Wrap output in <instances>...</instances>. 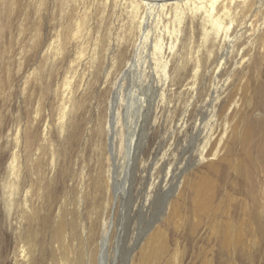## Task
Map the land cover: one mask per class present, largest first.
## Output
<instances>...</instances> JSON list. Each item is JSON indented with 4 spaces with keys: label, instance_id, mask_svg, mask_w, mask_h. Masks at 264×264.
<instances>
[{
    "label": "bare ground",
    "instance_id": "obj_1",
    "mask_svg": "<svg viewBox=\"0 0 264 264\" xmlns=\"http://www.w3.org/2000/svg\"><path fill=\"white\" fill-rule=\"evenodd\" d=\"M263 73L264 0H0L3 190L15 220L12 242L0 231V264H182L181 242L201 233L232 258L256 246ZM174 85L191 100L162 130ZM192 151L195 164L177 169ZM242 192L255 226L249 200L244 228L231 220ZM154 206L123 255L124 224Z\"/></svg>",
    "mask_w": 264,
    "mask_h": 264
},
{
    "label": "rangeland",
    "instance_id": "obj_2",
    "mask_svg": "<svg viewBox=\"0 0 264 264\" xmlns=\"http://www.w3.org/2000/svg\"><path fill=\"white\" fill-rule=\"evenodd\" d=\"M175 78H176V72H174L172 74V80ZM262 80L264 82V73L262 75ZM186 83L187 82L183 83V85H185ZM172 85H173V83H172ZM178 86L179 85H174V86L170 87L168 89V91L166 92L167 101L170 103L166 106H162V108L159 112V116H161L160 123L162 125L161 126L162 130L164 129L166 122H169V120L167 119L168 115L172 116V121H173L172 125H173V123L178 119V114H180L182 112V110L184 109V107H185L184 104L187 101L191 100V94L188 90V86L187 87L182 86L180 89H178ZM144 91L146 92V90H144ZM146 94H147V92H146ZM147 96H148V94H147ZM5 114H6V116H7V114H8V116L10 115L8 112H6ZM15 115L16 114L14 112V116ZM11 125H12V122H11V119L9 118L7 120V127L8 126L10 127ZM188 125H189V121H188ZM156 132H157L156 128L150 131L149 135H151V137H150L151 139H153V136ZM5 134H6V132L4 133V135ZM168 138H170V137L167 136V138L165 140L167 142L166 145L172 142L170 140L168 141ZM0 143H3L2 144V149H3L2 150V159H3V161H1L2 164L0 162V231L2 230L4 232H6V234L9 236L8 238L12 242V240L14 238V234H15V231H14L15 220L13 219L14 215H12L13 209L10 208V210H8V207H7L8 201L6 200V196H5L4 190H3V182H4L6 175H7L6 159L8 157V153H7L8 140L5 138V136L3 138V141L1 140ZM190 155L194 156V151L184 154L179 159L180 161H178V163H180V164H178V163L176 164L177 169L180 168L181 165L183 168H185L186 166L192 167V164L193 163L195 164V161L197 159L194 160V158H191V159L186 160ZM4 157H5V159H4ZM205 167H206V165L203 164L201 166H198V168H196L198 170L193 169V168H191V169L196 171L198 173V176H199L202 169L205 170ZM177 171L178 170H176V173H177ZM200 179L204 182V180L205 181H207L208 179L210 180L211 177L210 176H205V177H200V178L198 177L197 181L199 182ZM149 182H150V180H149ZM139 183L140 182H135L134 191L131 194V197H132L131 208H134V206L138 205L140 202L141 192L138 193V191H139L138 184ZM171 183H172L171 180H168L166 185L170 186ZM249 191H253V188L252 189L249 188ZM247 192H248V188H246V193ZM245 194L242 192V199H240L236 203H233L230 205L232 208L231 209V216H232L231 220L233 221V225L236 227L242 226V221L246 220V215L243 214V202L245 200H249V199L245 196ZM235 195L240 197L238 194H235ZM241 201H242V210L237 208L238 202H241ZM249 204H250V210H251L253 205H252V202L250 200H249ZM149 213H150V215L149 216L147 215L148 218L145 217L139 221L137 218L133 217V218H131V220H129L127 223L124 224V227L121 230L122 234L120 237V242L118 244L120 251L123 252V255L129 249V246L131 245V239L133 238V236L137 232L136 229H138L140 226H141L140 227L141 229L142 228L144 229L145 227H147L145 225H148L147 224L148 221L152 222L153 220H155V218H157V214H158L157 206H154ZM155 215H156V217H155ZM257 217H258L257 210L252 209L250 219L254 220V222L252 223V224H254V226L257 224ZM142 225H144L145 227ZM242 228H244V226H242ZM256 232L259 233L258 234L259 239L257 241V245L254 246L253 248L242 247V252L237 251L233 258H232L231 252L221 249L219 243L214 244V243L208 241L207 237H205L206 236L205 233L204 234L201 233V235H199V238L197 237V239H195L194 242H191L190 240H188L187 241L188 244L184 243V244H186L184 254H183V245L184 244H182V242H181V245H182L181 249L182 250H180L181 252H180L178 258H179V260L182 261V264H233L232 262H235V264H264V232L261 233L259 229H257ZM116 233L119 234V231H117ZM167 235H168L167 239L172 244L173 233L170 232V234H169V232H168ZM206 240H207V243H206ZM251 240H252V236L249 232H245L242 235V244L243 245H249L251 243ZM181 241H182V239H181ZM182 256H183V258H182Z\"/></svg>",
    "mask_w": 264,
    "mask_h": 264
}]
</instances>
